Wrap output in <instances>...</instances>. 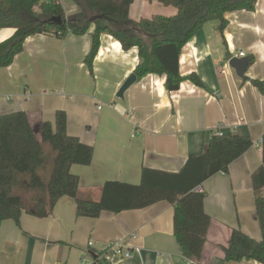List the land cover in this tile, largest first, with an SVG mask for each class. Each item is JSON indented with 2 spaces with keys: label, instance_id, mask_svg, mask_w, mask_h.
<instances>
[{
  "label": "crops",
  "instance_id": "0c3cea01",
  "mask_svg": "<svg viewBox=\"0 0 264 264\" xmlns=\"http://www.w3.org/2000/svg\"><path fill=\"white\" fill-rule=\"evenodd\" d=\"M58 1L67 15L78 11L72 0ZM256 5L253 12L226 13L223 34L219 22H207L184 47L180 73H198L205 89L184 81L170 93L165 77L148 75L121 99L120 88L141 62L137 48L124 51L113 36L103 34L91 72L85 59L92 47L89 34L28 36L13 63L0 68V115L28 112L38 134L44 121L54 123L57 112L66 111L68 134L94 148L90 166L72 167L80 176L79 195L93 201L108 181L139 184L145 167L177 173L191 154L206 150L214 132L250 137L254 145L227 175L202 184L212 224L200 264H261L227 262L221 251L232 229L262 240L255 200L264 197V187L255 191L252 177L263 163L262 145L256 144L264 136V94L251 80L264 81V0ZM176 13L159 0H134L129 15L140 21ZM15 32L0 28V43ZM241 52L254 57L242 79L229 65ZM173 218L174 206L165 201L144 210L78 218L75 201L63 197L46 218L24 212L19 225L14 220L0 224V264H94L93 255L115 239L140 248L118 264H187Z\"/></svg>",
  "mask_w": 264,
  "mask_h": 264
},
{
  "label": "trees",
  "instance_id": "16d2710c",
  "mask_svg": "<svg viewBox=\"0 0 264 264\" xmlns=\"http://www.w3.org/2000/svg\"><path fill=\"white\" fill-rule=\"evenodd\" d=\"M72 1L78 11L67 15L58 0H0V28L16 29L13 36L0 43V68L13 63L24 50L28 36L66 38L89 34L92 47L85 59L92 72L101 36L109 34L124 51L137 48L141 62L133 74L138 80L148 75L165 77V88L170 93L184 81L205 89L198 73H180L184 47L207 22H219L217 30L223 34L229 24L226 13L253 12L258 0H159L166 7H175L177 13L172 17L157 14L140 21H133L129 15L134 0ZM58 17L62 21L57 24L53 19ZM231 58L226 53V60ZM251 83L264 94V81ZM66 125L64 110L57 112L54 123L44 121L38 134L28 112L0 115V224L14 220L19 225L24 212L46 218L63 197L75 201L78 218L144 210L165 201L174 206V237L187 264H200L212 221L205 210L206 193L197 192L196 187L214 175H227L230 165L254 145L253 140L233 132H214L206 150L191 154L177 173L145 167L139 184L108 181L101 198L93 201L79 195L80 176L72 173V167L90 166L94 148L69 135ZM262 153L263 163L252 177L255 191L264 187V136ZM255 203L262 240L239 228L232 229L228 245L221 246L227 262L255 260L264 264V197H257ZM102 253L93 255L94 264H110L100 259Z\"/></svg>",
  "mask_w": 264,
  "mask_h": 264
},
{
  "label": "built area",
  "instance_id": "2783aa9c",
  "mask_svg": "<svg viewBox=\"0 0 264 264\" xmlns=\"http://www.w3.org/2000/svg\"><path fill=\"white\" fill-rule=\"evenodd\" d=\"M240 57H245V53L241 52ZM217 133L222 134V132L218 131ZM263 143V139L260 140L256 144V146H260ZM196 191L199 193H204V188L202 185L196 187ZM131 238H136V234H133ZM128 239H115L111 244H109L102 252L100 256L101 260H106L110 264H118L124 260H129L136 253H140V248L131 247L128 242ZM90 246H93V242L90 243Z\"/></svg>",
  "mask_w": 264,
  "mask_h": 264
},
{
  "label": "water",
  "instance_id": "95a60500",
  "mask_svg": "<svg viewBox=\"0 0 264 264\" xmlns=\"http://www.w3.org/2000/svg\"><path fill=\"white\" fill-rule=\"evenodd\" d=\"M53 21L55 23H61V17L54 18ZM229 65L237 72L239 78H246V73L248 72V68L250 66V58L249 57H234L230 60ZM138 80L137 76L132 73V75L126 80L123 86L120 88L118 97L123 99L126 93V90L136 83Z\"/></svg>",
  "mask_w": 264,
  "mask_h": 264
}]
</instances>
